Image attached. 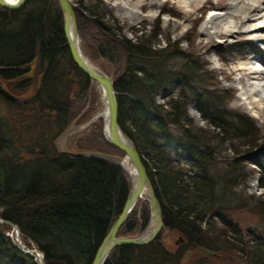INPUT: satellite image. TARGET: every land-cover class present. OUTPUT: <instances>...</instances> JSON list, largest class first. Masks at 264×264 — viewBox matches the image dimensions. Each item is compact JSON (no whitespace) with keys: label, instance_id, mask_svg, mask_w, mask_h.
I'll return each mask as SVG.
<instances>
[{"label":"trees","instance_id":"16d2710c","mask_svg":"<svg viewBox=\"0 0 264 264\" xmlns=\"http://www.w3.org/2000/svg\"><path fill=\"white\" fill-rule=\"evenodd\" d=\"M99 5L98 0H78V26L89 20L102 35L101 55L123 64L113 75L118 123L142 157L164 221V234L145 244L114 247L104 264H182L183 258L204 264L199 257L192 259L197 251L205 259L204 249L218 253L226 246L230 252L245 249L253 264H264V236L253 233L243 241L233 218L243 207L264 216L263 194L256 196L244 185V161L254 154L264 187L263 139L246 124L248 116L228 108L208 63L183 50L179 40L155 46L154 29L142 30L131 40L114 19L103 20L106 11L98 10ZM60 63L62 69L57 68ZM0 77L26 97L13 102L0 93V109L3 103L32 116L25 128L32 143L18 146L9 116L0 114V217L15 222L43 251L45 264H90L122 209L130 183L117 161L73 155L57 147V138L75 113L77 86L86 90L92 81L70 54L58 0H24L15 8L0 5ZM163 95L167 98L161 102ZM190 103L197 104L212 127L194 122ZM171 126L178 133L171 132ZM236 136H243L247 147H234L229 155L224 143ZM140 200L118 234L130 235L147 226L149 206L142 202L135 209ZM5 224L0 221V264H38L18 248ZM169 230L183 238L172 249L165 242ZM238 242L245 246L239 248Z\"/></svg>","mask_w":264,"mask_h":264},{"label":"rangeland","instance_id":"374dc122","mask_svg":"<svg viewBox=\"0 0 264 264\" xmlns=\"http://www.w3.org/2000/svg\"><path fill=\"white\" fill-rule=\"evenodd\" d=\"M71 1L74 6L78 4V0ZM92 1L94 2L96 0H84V4ZM98 1H100V5L97 9L106 11L103 20L112 23L114 19L113 24L120 27V30L125 36L131 40L135 39L136 35H139L142 30L146 33H150L154 29L157 30V41L154 43L155 46L165 45L168 39L171 41L179 40V46L183 50L198 55L200 58L199 61L203 64H205V62L208 63V67L212 68L213 72L216 74L219 88L224 91L225 96L228 98V108L248 116L246 124L251 128L254 126L255 128L251 131H257L258 135L256 137L264 141V107H262V112H253V109L248 108L241 99L238 86L246 85L247 79L246 77H241L242 75L239 73L240 70L237 66L239 62L244 61L247 57H255L257 59L254 61L258 63L261 62L262 69L264 70V40H262V38L258 40L259 38L247 36L243 31L235 32V34L227 31H215L207 22L211 10H224L228 8L234 0H204L199 5H193L191 8L184 6L179 0H142L141 3H137V0H127L128 5L122 2L126 0ZM259 1L264 3V0ZM126 6H128L129 9ZM150 11L152 12L151 14ZM82 14L87 13L83 11ZM242 18L243 17H240V15L236 16L237 20H243ZM76 21L79 34V45L84 55H86L90 61L102 67L105 71L111 74L113 73L112 75L116 74L117 70L122 67L123 64L116 59H108L101 55L98 48L102 43V35L97 31L96 26L89 20L81 22L80 26H78L77 16ZM178 58L181 57H175L174 59L178 60ZM63 67L64 65L60 63L57 68L62 69ZM257 75V79H262L264 82V72L257 73ZM14 92L20 93V91ZM76 92L77 95L72 98L74 99L75 113L66 130L57 138V147L59 149L72 151L100 153L109 156V158L111 157V159L114 158L118 160L114 155L122 157L124 154L121 155L117 153V151H114L109 144L110 142L105 138L106 136L103 134V125L105 127L103 119L94 118L103 107L101 99L102 90H100L99 85L92 80L91 85H89L86 90L81 91L80 86H77ZM1 104L0 114L4 117L9 116L12 139L18 146L31 144L32 139L28 135L29 131L26 132L25 128L31 123L32 116L28 115L29 113L27 112L17 110L13 106L8 105L5 107L3 103ZM187 107L189 115L196 124L203 126L208 123V120H206L207 118L201 117L196 103H190ZM206 126L212 127L213 125L210 126L207 124ZM170 130L171 132L178 133V129L174 126H171ZM36 131L31 133L36 136ZM245 140L243 136H236L231 142L224 143L226 151L231 155L234 147L239 149L247 147V144H244ZM24 151L25 148L24 150L21 148L19 149V153H24ZM263 152L264 150L261 151V153ZM225 153L224 151L221 152V154ZM261 156L264 157V154H261ZM244 162L248 173L245 179V188L256 196L263 194L262 196L264 197V187L260 186L262 171L260 166L256 163V159H254V154L247 157ZM220 164L222 166V163ZM142 202L149 206L146 200H140L138 205L135 206V209H139L140 206L144 204ZM1 208L2 207H0V212ZM233 218L235 219L239 236L243 241L247 240V237L251 236L253 233H259L264 236V216L257 213L252 208L243 207L238 209ZM215 222L216 225H221L219 218H216ZM4 226L5 232L9 234L15 242L14 231L9 223ZM144 229L140 231L136 230L130 235L140 234ZM162 233L164 234V230L159 232V234ZM228 233L236 234L234 231L232 232L230 230ZM21 238L29 246H35V243L29 238H25L22 233ZM165 238L167 239H165V242L168 249L175 248L174 245L177 244L175 243V239H180L174 230H169L167 234H165ZM222 239L223 238H221V240ZM238 246L242 248L241 246L244 247L245 244L239 243ZM230 251L229 246H226L224 249L218 250L217 255L211 256V254L206 253L205 259L198 254L200 251H197V253L194 252L195 255L192 259L195 260L199 257L200 260L203 259L202 261H204V264L254 263L248 258L249 256H247L245 249L240 252L237 250L235 252ZM208 255L211 257H208ZM182 262V264H190L192 261L189 262L184 259Z\"/></svg>","mask_w":264,"mask_h":264},{"label":"water","instance_id":"95a60500","mask_svg":"<svg viewBox=\"0 0 264 264\" xmlns=\"http://www.w3.org/2000/svg\"><path fill=\"white\" fill-rule=\"evenodd\" d=\"M23 2L24 0H0V5L7 8H15L20 6ZM58 3L62 13L64 36L74 62L91 80H94L104 89L106 106L108 109V118L106 121L107 136L105 138L108 142L123 150L124 155L122 157L114 155V157L118 159L115 160L114 158L111 159V157L109 158V156L100 153L72 151L66 149H64L63 151L73 155L102 156L107 160L117 161L122 168L123 166L121 160L126 157L129 159L132 167L135 168L136 172L135 176L128 175L130 188L122 209L102 238L90 263L104 264L111 250L118 245L145 244L153 240L162 230L164 221L162 218V210L159 200L156 196L153 184L148 175L146 166L143 163L142 157L140 156L133 140L126 134V132L118 123V104L116 91L114 89L113 75L90 61L87 57H84V53L82 52L79 45L76 14L71 0H58ZM8 84L9 81L4 80L0 77V93L5 98L13 102H20L26 98L25 96L14 92V90H12ZM121 134L125 136V139H122ZM140 197L145 198L149 203L151 217L147 227L142 233L136 235L118 234L120 225L126 219L136 201ZM0 221H4L10 224V227L14 231L15 244L18 246V248H20L23 252L33 255L38 260V264H44L43 251L36 246H27L25 242L22 241L20 229L15 222L4 219L2 217H0ZM204 251L209 254H215L209 249H204Z\"/></svg>","mask_w":264,"mask_h":264},{"label":"bare ground","instance_id":"6f19581e","mask_svg":"<svg viewBox=\"0 0 264 264\" xmlns=\"http://www.w3.org/2000/svg\"><path fill=\"white\" fill-rule=\"evenodd\" d=\"M14 1V0H8ZM122 1V0H119ZM142 0H137V3H141ZM204 0H179L184 6L191 8L193 5L197 6L202 3ZM128 5V1H122ZM264 3H261L259 0H234L228 8L224 10H211L209 13L208 23L211 28H214L215 31H227L235 32L243 31L247 36L259 38L264 40ZM128 9L129 7L126 6ZM253 7V8H252ZM254 9V10H253ZM135 11V10H133ZM152 12L150 11V14ZM240 15L243 17V20H237L236 16ZM240 32V33H243ZM257 40V41H258ZM262 46V45H261ZM84 55V54H83ZM86 57V55H84ZM255 57H247L244 61H241L237 64L238 69L240 70L241 77H246L247 83L244 86H238L240 91L241 99L245 102V105L248 108L253 109V112H260L264 107V82L262 79H257V73H262L264 70L261 66V62L258 63ZM89 61V60H88ZM261 67V68H260ZM256 77V78H255ZM259 78V77H258ZM102 110L94 116V118H102L104 127V135L107 136V127L106 121L108 118V109L106 106L105 93L102 86ZM241 100V101H242ZM262 112V111H261ZM122 139H125V136L121 134ZM122 166L130 176H135V168L132 167L128 158L124 157L121 160ZM140 199H142L140 197Z\"/></svg>","mask_w":264,"mask_h":264},{"label":"flooded vegetation","instance_id":"af4514ba","mask_svg":"<svg viewBox=\"0 0 264 264\" xmlns=\"http://www.w3.org/2000/svg\"><path fill=\"white\" fill-rule=\"evenodd\" d=\"M188 254H190V252H188ZM184 260V258L182 259V261Z\"/></svg>","mask_w":264,"mask_h":264}]
</instances>
